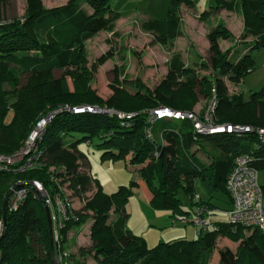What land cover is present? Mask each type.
<instances>
[{
  "label": "trees",
  "instance_id": "1",
  "mask_svg": "<svg viewBox=\"0 0 264 264\" xmlns=\"http://www.w3.org/2000/svg\"><path fill=\"white\" fill-rule=\"evenodd\" d=\"M7 1L0 0V5ZM111 1L68 0L47 8L40 0H27L23 18L0 22V154L11 156L18 152L38 122L54 113L37 138L41 165L16 174L14 167L20 164L9 166L0 162V199L7 188L6 179L15 174L18 181L39 180L49 192L56 188L52 177L58 178L85 201L83 210H77L78 219L68 220L62 228L63 241L66 243L65 236L69 231L86 222L91 223V253L96 264H206L205 258H209L210 252L217 247L219 237L239 242L236 249H219L220 264H264V231L255 228L246 235V228L238 226L233 230L227 222L213 218L231 205L226 184L239 157L250 156L254 167L259 172L264 170V141L258 132L204 134L196 130L194 120L175 117H166L178 123L161 128L158 135L154 131L157 121L152 125V136L147 132L151 125L148 121L150 110L165 106L194 112L199 88L203 91L209 88L207 93L211 97L213 86L217 96L214 121L264 128V86L260 90L229 95L224 79L244 78L251 72L249 68H254L252 52L264 49V0H235L244 7L247 35L256 36L239 49L242 53L236 60L231 53L234 48L224 51L220 46L221 38L232 37L225 24H217L208 35L212 42L210 65L217 72L214 76L195 69L186 70L179 54H174L168 78L155 91L139 90L130 94L121 90L108 101L94 96L91 91L87 97L74 98L69 77L76 75L72 67L81 68L86 60L85 40L101 31L125 39L117 29L121 14ZM218 1L215 9L225 5ZM181 2L192 5L198 0H169L166 19L149 16L142 23L143 29L158 35L163 42L183 35ZM259 21L262 25L255 28L253 25H258ZM199 65L203 69L209 68L205 61ZM57 70L61 74L54 77L52 74ZM22 74L30 77L26 86H20ZM45 75L49 78L51 94L42 93L36 82ZM180 77L183 78L181 82L178 81ZM170 86H175L173 92ZM83 106L108 108L114 112L73 110ZM247 106L257 108V115L249 118L233 116V111ZM11 111L12 119L7 121ZM118 112L125 116L121 117ZM74 133H80L82 137L67 142V136ZM94 137L99 138V145L104 148L103 157L118 158L130 154L128 161L136 167L137 177L111 194L106 193L100 180L82 166L83 160L87 162V159L79 151L78 141L92 143ZM207 146L212 151L207 150ZM202 152L207 155H201ZM51 166L57 167V171H50ZM93 185L96 190L91 196L84 197ZM199 185L225 193L228 207L215 205L212 195L205 198L198 190ZM134 188L148 191L150 204L155 209L168 210L172 217L191 215L196 205H205L218 228L207 231L197 228L199 237L196 239L161 240L150 247L144 237L127 226L129 212L126 205ZM180 190L188 195L189 207L184 205ZM196 193L201 195L198 201H194ZM4 201L0 204L2 213ZM0 249L6 264H53L46 209L33 189L17 210H7L6 235L0 241ZM70 259L72 264H88L85 257L70 254Z\"/></svg>",
  "mask_w": 264,
  "mask_h": 264
},
{
  "label": "rangeland",
  "instance_id": "2",
  "mask_svg": "<svg viewBox=\"0 0 264 264\" xmlns=\"http://www.w3.org/2000/svg\"><path fill=\"white\" fill-rule=\"evenodd\" d=\"M40 1L44 7H51L66 3L68 0ZM221 3L225 5L215 9L217 6L216 0H198L197 4L192 5L181 2L179 7L184 33L174 39H168L166 42L161 41L158 35H155L153 32L143 29L142 21L145 18L140 16V14H134L132 19H128V22L120 21L119 28L117 26V29L125 36L124 40L117 39L107 31H101L97 35L85 40L86 60L83 62L81 68L72 67L76 75L69 77L70 90L73 93V97L84 98L88 93L92 92L94 96L108 101L116 97L119 93L118 91L121 90L127 91L130 94H135L139 90L141 92L148 90L155 91L168 78L170 60L174 54H179L185 63L186 70L195 69L201 74L209 76L213 74L214 76L217 72L210 65L209 59L212 42L208 35L213 32L217 24H225L232 33V37L220 39V46L224 51L234 48L231 51L233 60H236L240 56L242 52L239 49L241 50L243 45L249 44L256 38V36L252 34L248 36L246 33L247 24L244 7H240L239 3H236L235 0H219L218 4ZM168 5L169 0H166V6L163 7L161 12H158L159 14L149 15L155 18L166 19ZM26 8L27 0H8L5 4L0 5V21L23 18ZM261 25L262 23L259 21L258 25L255 23L253 26L257 28ZM246 35L247 38L244 39ZM111 38L112 40H109ZM124 48L127 49L123 51ZM252 53L254 68L244 78L229 79L228 77H224L229 95L260 90L264 86V49L254 50ZM122 56H124V59H122ZM202 61L208 62L210 69L201 68L199 63ZM60 74L61 71L57 70L52 75L57 77ZM29 78L27 74H22L20 86L28 85ZM39 80L41 81L39 82ZM182 80L183 78L180 77L178 81L181 82ZM36 82L40 85L39 90L42 93L51 94V86H49L47 75L42 76ZM170 90L173 92L175 86H170ZM208 91L209 88L204 89V91L202 87L199 88L197 100L194 104L196 111L201 112L208 106L210 99ZM254 114L257 115V108L251 106L233 111V116L243 118L252 117ZM12 116L13 111L10 112L6 120L10 121ZM177 123L178 121L173 119L164 118L159 120L155 125V134L158 135L161 128L176 125ZM40 131L41 135L42 129ZM81 137L82 134L74 133L73 136L65 138L69 142ZM36 143L37 141L31 140L29 136L26 139L25 145L20 150H32L34 146H37ZM99 143L100 140L97 137L93 138L92 143L80 140L78 141V149L85 154L87 159V162L83 160L82 166L87 168L94 178L100 180L106 193L111 194L120 185L129 184L132 179L136 178V167H133L128 161L130 154L118 158L103 157L104 148ZM207 150L212 151L209 147ZM200 154L207 155L203 152ZM57 169L55 166L50 167V171L52 172L57 171ZM25 171H17L16 174ZM16 174L6 179L7 188L0 199V204L5 200L3 207L7 201L9 192L14 187L15 182L18 181ZM259 180L264 188V170H260ZM95 188L93 185L92 190L85 194L84 197L91 196L96 190ZM198 190L207 199L212 195L211 200L218 207H228V199L225 193L211 191L203 185H199ZM70 193L76 210H83L85 201L73 194V191ZM142 193L143 191L140 189L139 192L133 191L129 195L126 205V209L129 212L127 226L135 234L144 237L150 247L155 246L161 240H193L199 237L195 226L173 223V217L168 210L157 209V211H153L156 209L152 205H150L151 207L148 205ZM180 197L184 200V205L189 207V197L185 191L180 190ZM213 218L225 223L228 221L226 212L224 211L215 214ZM90 227L91 223L86 222L83 225H79L77 229L69 231L65 236V247L72 256L85 257L88 264H96V260L91 253L93 240L90 238ZM251 232H253L252 229L245 230L246 235ZM238 244L239 242L232 241L229 238L219 237L217 247L210 252L209 258H205L206 264H220L219 249L226 247L236 249Z\"/></svg>",
  "mask_w": 264,
  "mask_h": 264
},
{
  "label": "built area",
  "instance_id": "3",
  "mask_svg": "<svg viewBox=\"0 0 264 264\" xmlns=\"http://www.w3.org/2000/svg\"><path fill=\"white\" fill-rule=\"evenodd\" d=\"M0 22H9L4 20ZM249 68V71H252ZM217 105L216 88H212V96L209 99V104L202 112L194 111H178L172 108L161 106L156 109L150 110L148 121L151 124L148 128V135L152 136V125L163 118H189L194 120L196 130L199 133H216V132H232L242 135L247 132L257 131L260 139L264 141V128H254L245 124H232V123H217L214 121V112ZM74 111L79 112L83 110L99 111V112H112L108 108L83 106L73 108ZM114 112V111H113ZM123 117L125 113L118 112ZM132 116L133 114H129ZM49 121V120H48ZM44 118L39 122L38 126L32 131L30 139L37 141L40 135V129L48 123ZM37 145V143H36ZM38 145L34 146L32 150H19L14 155L8 156L0 154V162L6 163L9 166L20 164L14 167V171H25L30 168L41 165L39 162L40 157ZM253 159L248 155H242L236 161L234 168L227 179V189L231 197V205L228 209L223 210L226 212L228 221L233 230L238 226L246 229L259 228L264 231V188L259 180V171L252 164ZM56 183V188L53 192H49L39 180L23 181L20 180L16 186L12 188L7 197V210L15 211L25 201L28 192L33 189L40 197L42 196L48 204L53 222L56 260L58 264H72L70 259V252L66 249L64 239L62 236V228L70 219L77 220V210L71 199L70 190L67 186L63 185L58 178L52 177ZM39 189L40 193L37 191ZM201 198L199 193L194 196V201ZM173 223L193 225L199 231H207L209 229H217V225L211 219L209 210L205 205H196L191 215L178 214L173 217ZM5 231L4 213L0 211V241L3 238ZM0 264H6L4 261L3 250L0 249Z\"/></svg>",
  "mask_w": 264,
  "mask_h": 264
},
{
  "label": "crops",
  "instance_id": "4",
  "mask_svg": "<svg viewBox=\"0 0 264 264\" xmlns=\"http://www.w3.org/2000/svg\"><path fill=\"white\" fill-rule=\"evenodd\" d=\"M111 4L121 14L120 19L117 21V26L119 28L120 21L128 22V19H132L134 14H138V15L140 14V16L144 17L145 19L149 17L150 15L159 14L158 12H161L163 7L166 6V0H112ZM51 7H54V6H51ZM144 20L142 22H144ZM136 177H137V173H136ZM140 189L141 188H134L133 191L139 192ZM141 190L143 191L142 194L144 195V199L150 206L151 205L150 204V194L146 190H143V189ZM153 211H157V209Z\"/></svg>",
  "mask_w": 264,
  "mask_h": 264
},
{
  "label": "water",
  "instance_id": "5",
  "mask_svg": "<svg viewBox=\"0 0 264 264\" xmlns=\"http://www.w3.org/2000/svg\"><path fill=\"white\" fill-rule=\"evenodd\" d=\"M53 115H54V113L50 114L49 116L45 117L44 120L47 122ZM37 191L40 193L39 189H37ZM41 200L45 206L47 218H48V222H49L50 242H51V250H52V255H53L52 256V263L58 264V262L56 260L55 238H54V230H53L51 211H50L48 204L46 203L45 199L42 196H41ZM3 209H4V221H5V231H4V235H3V237H4L6 235V229H7V201L5 202Z\"/></svg>",
  "mask_w": 264,
  "mask_h": 264
},
{
  "label": "bare ground",
  "instance_id": "6",
  "mask_svg": "<svg viewBox=\"0 0 264 264\" xmlns=\"http://www.w3.org/2000/svg\"><path fill=\"white\" fill-rule=\"evenodd\" d=\"M41 156V155H40Z\"/></svg>",
  "mask_w": 264,
  "mask_h": 264
}]
</instances>
